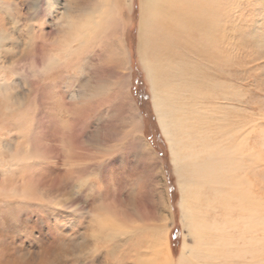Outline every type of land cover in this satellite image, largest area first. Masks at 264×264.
I'll use <instances>...</instances> for the list:
<instances>
[{
    "label": "rangeland",
    "instance_id": "obj_1",
    "mask_svg": "<svg viewBox=\"0 0 264 264\" xmlns=\"http://www.w3.org/2000/svg\"><path fill=\"white\" fill-rule=\"evenodd\" d=\"M217 2L219 29L191 32L190 50L174 42L164 66L179 64L180 103L204 106L196 118L211 121V133L228 126L246 139L263 214L264 0ZM95 4L0 0V264H161L160 236L177 264L193 243L140 64V0L125 1L118 34L102 26L79 47L81 12ZM195 87L207 92L197 103ZM201 194L204 204L213 197L205 219H222L211 186ZM258 258L227 263L264 264Z\"/></svg>",
    "mask_w": 264,
    "mask_h": 264
},
{
    "label": "bare ground",
    "instance_id": "obj_2",
    "mask_svg": "<svg viewBox=\"0 0 264 264\" xmlns=\"http://www.w3.org/2000/svg\"><path fill=\"white\" fill-rule=\"evenodd\" d=\"M125 1L97 0L91 11L81 10L77 27L79 47L102 26L111 29L113 35L118 34ZM218 11L217 0L212 3L209 0H140V64L150 89L154 118L177 179L178 208L193 242L191 245L184 243L177 264H217V261L228 264V260L242 259L246 255L253 262L255 258L259 259L258 256L262 260L264 255V213H258L257 201L251 194L252 182L248 178L254 152L246 147L245 138H237L231 127L220 126L217 133H211V121L208 124L196 118L205 112L200 102L201 109L196 110L194 105L180 103L178 95L187 89L179 82V64L175 63V66L168 62V68L164 66V60L169 59L162 53H168L174 42H185L183 45L190 50L194 41L191 32L198 37L219 29ZM213 41L215 45V38ZM207 44L205 39L196 44L201 54L209 49ZM199 91L196 87L193 89L196 103L200 93L207 94ZM199 122L203 123L202 128H198ZM204 185L211 186L224 214L218 221L205 219L206 212L212 211L213 197L207 204L201 203ZM106 232L109 236L119 233L112 227ZM238 239L243 241L240 246L235 244ZM159 240L163 249L161 264H173L168 239L160 236ZM153 254L160 259L156 250Z\"/></svg>",
    "mask_w": 264,
    "mask_h": 264
},
{
    "label": "trees",
    "instance_id": "obj_3",
    "mask_svg": "<svg viewBox=\"0 0 264 264\" xmlns=\"http://www.w3.org/2000/svg\"><path fill=\"white\" fill-rule=\"evenodd\" d=\"M174 191V189H173V187H171L170 188V193H172ZM171 239H173L174 240V235L172 234V236H171Z\"/></svg>",
    "mask_w": 264,
    "mask_h": 264
},
{
    "label": "crops",
    "instance_id": "obj_4",
    "mask_svg": "<svg viewBox=\"0 0 264 264\" xmlns=\"http://www.w3.org/2000/svg\"><path fill=\"white\" fill-rule=\"evenodd\" d=\"M152 149H150V151H151ZM152 152V151H151ZM166 198H167V196H166ZM169 204V203H168ZM166 207H168L167 205H166Z\"/></svg>",
    "mask_w": 264,
    "mask_h": 264
}]
</instances>
